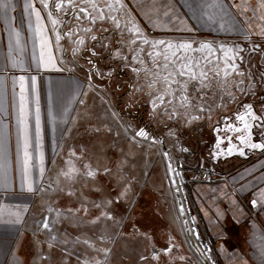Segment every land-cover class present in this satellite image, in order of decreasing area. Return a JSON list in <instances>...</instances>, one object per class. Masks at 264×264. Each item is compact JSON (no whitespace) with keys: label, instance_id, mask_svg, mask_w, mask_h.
<instances>
[{"label":"snow or ice","instance_id":"1","mask_svg":"<svg viewBox=\"0 0 264 264\" xmlns=\"http://www.w3.org/2000/svg\"><path fill=\"white\" fill-rule=\"evenodd\" d=\"M40 6L37 7L36 0H24L22 11L27 17V33H24L16 28L15 17L11 13L16 11V4L13 0H0V18H2L5 30L7 31V46L3 58H0V192H8L14 189L15 185V172L13 167V156L11 153V143L13 138V131L15 133L16 153L15 161L18 164L19 174V187L20 191H27L28 193L38 192L43 190V184H37V179H43L45 174V152H44V128L42 121V110L39 92V79L42 72H56L62 73L67 70L62 67V60L58 61L54 55L53 46L57 49L60 48L62 38H66L69 42L75 45L72 49L75 56L80 51H83L86 46L85 36L91 41L96 42L98 37L93 33V27L98 21H110L116 29L120 30L122 27L126 28L132 35L130 41L131 45L139 44L137 48H130L129 51L134 55L131 62L136 65L144 64L142 53H144V46H149L152 51L147 52V56L152 58V63L157 69L151 75L154 78L153 83L149 88H153L156 82H162L163 88L158 89L153 96L150 92V104L152 108L153 117L157 114V109H163V114L167 115L169 119L178 117L181 112L178 109L185 110L187 122L198 120V115H193L189 110H197L200 113L207 112L208 118H211L213 106L207 104L205 93L203 89L208 87V65L211 61V56L214 53H223L224 55V68L223 78L218 81L222 85H226L227 77L230 74L243 76L244 73L240 71L239 62L243 61L245 49L241 45L225 46L223 44L213 46L210 42H199L196 44L194 40L181 41L173 43L171 41L150 40L141 27L140 23L134 16H131L126 11L127 6L123 0H115L114 3H109L107 8L100 7L95 0H82L81 3H76V0H39ZM190 13L189 19L197 23L215 26L217 30L224 32L238 33L246 43L251 42L253 34L252 21H264V0H259L258 7L252 9L253 17L246 16L249 11L248 7L243 5H236L230 3L229 0H185L183 5ZM154 8H163L162 16L166 18L165 24H173L179 21L176 30L180 32L191 33L194 28L188 26L187 21L183 18L188 13L181 14L175 11V3L169 0L168 3L163 5H155V0L152 3L142 7L143 17L147 20L148 25L152 28L161 27L156 22L153 16ZM239 9L244 19H238L237 14L233 9ZM65 9L73 10L72 14L74 19L80 23L82 18L77 13L83 14V23L90 25L89 27H77L75 29L67 28L61 13L65 16L68 14ZM124 12L127 16V21L122 25L119 13ZM182 25V26H181ZM64 26L66 31L62 33L58 29ZM172 31V28H167ZM107 31V29H104ZM50 33L54 34L55 40L51 38ZM83 33V36L78 34ZM91 34V35H89ZM123 35V32H121ZM255 35L264 38V25H262ZM30 39V48L28 46ZM104 39H100V46L107 48L109 45L104 43ZM195 45V46H194ZM96 45L93 44L92 56H96ZM259 45L253 44L252 50H256ZM62 50V49H61ZM201 53V60H197L194 55L190 56L189 53ZM163 56V62L160 63L156 58ZM111 58L119 59L126 64L129 62L127 55H121L119 50L112 53ZM91 64L92 62L89 61ZM132 72L139 75L141 68L132 67ZM214 76L220 77L219 70V57L215 62H212V69ZM70 71V70H69ZM148 73V69H143ZM97 74L99 70H96ZM91 75V73H90ZM195 82V87L200 96L198 103H193L195 97L189 93V85ZM48 93V118L52 125L53 135L57 133L58 125H68L72 123L73 109L77 103H83V96L86 92L83 91L79 83H74L71 80H61L56 82L54 92L52 90L51 82ZM240 81L237 85L238 90L245 91L240 88ZM87 87L91 89L93 86L89 82ZM142 91L143 89H137ZM221 91H227L228 98L235 100V95L232 93L230 87H222ZM251 92V87L247 89ZM221 104L223 106L224 98L221 97ZM6 101V103H5ZM244 112L238 113L235 117L239 121V126L235 124H228L225 122L224 130L226 132H233L238 134L237 140L239 145L233 143L232 137H228V147L221 148L224 143L223 138H219L215 143V151L211 153L213 158L218 159L222 154L232 155L238 153L240 156L245 155V149L260 150L264 152V135H261L260 142H254L253 129L257 128L264 130V113L257 114L252 104H244ZM115 115V114H114ZM14 121V123H13ZM69 129L64 128L63 131L67 132ZM219 133L220 129H216ZM134 137H138L141 141L149 140L151 144H156L158 141L151 138L149 132L144 128L133 130ZM174 134V133H170ZM163 143L162 141H159ZM187 151V149H184ZM163 155L169 158L168 170L172 175V182L176 183L175 177L180 175L171 165V157L168 152ZM75 153L70 154V158L74 157ZM83 174L85 176L93 177L98 174L93 170L90 164L85 163L83 166ZM73 171L79 172L80 169H68L65 171V176H68ZM110 169H106L104 174ZM38 172V176H37ZM127 185L120 193L121 196L127 195ZM178 190V188H177ZM72 193L69 192L68 195ZM118 202V201H117ZM109 205L112 201H108ZM252 207H257L258 204L264 205V188L255 193V198L251 201ZM101 208V204L96 205ZM77 209L76 211H80ZM85 214L87 209H83ZM54 211L49 208V212ZM56 211L57 217L60 212ZM72 212L73 209H67ZM179 216L185 215V208L181 202L177 209ZM219 215V213H218ZM0 217H15L14 222H21V214L7 209L6 206L0 207ZM101 217L108 220H113L114 216L106 211H101L100 215L95 218L93 223H96ZM7 222V221H6ZM186 231H192L187 221H183ZM42 227L49 232L52 228L46 219L42 223ZM199 239L198 233H193ZM52 241H56L57 237L52 236ZM102 243L105 242L104 237H100ZM84 243L90 248H93L97 253H102L105 261L99 259L85 260L84 264H106V258L110 254V250L106 248H95L89 241L85 240ZM50 248L52 243L48 245ZM175 245L169 240V246L164 249L165 253H171ZM199 251V249H198ZM3 255L6 257L4 264H22V262L15 256L9 261L7 257L10 252L7 248L2 250ZM212 249L206 248L200 252V259L209 264L212 262ZM159 253H153V259H158ZM47 259V257H42ZM147 259V257H144ZM183 259V257H181ZM214 264V262H213ZM259 264H264V244L260 246Z\"/></svg>","mask_w":264,"mask_h":264},{"label":"crops","instance_id":"2","mask_svg":"<svg viewBox=\"0 0 264 264\" xmlns=\"http://www.w3.org/2000/svg\"><path fill=\"white\" fill-rule=\"evenodd\" d=\"M36 2L37 7H39V0H36ZM51 2L54 3L53 0H51ZM123 2L127 6L126 11L128 10L131 16H134L135 18L137 17L140 22L144 24L146 29H144L142 26L141 27L146 33V36H148L147 32H149L152 33V35L199 38L200 40H204L206 42L219 41L231 45L249 43L264 44V38L255 35V32L258 31L262 25H264V21H252L253 34L251 36V42L246 43L238 33L219 31L215 26L203 25L189 19L190 13H188V9L183 6L185 0H171V2L175 3L176 12L181 14L188 13L187 15H184L183 18L187 21L188 26L194 28V31L191 33L177 31L176 26L179 24V21H175L173 24H165L166 18L162 16L164 11L163 8H154L153 10V16L156 18L157 24L161 25V27L152 28L150 25H148L147 20L143 17L142 7L152 3V0H123ZM168 2L169 0H155V5H163ZM229 2L248 7L249 11L247 12L246 16L248 18H252V9H256L258 7L259 0H229ZM13 3H15L17 6L16 11L11 13V15L15 17V26L24 33L25 37H28V21L26 15L22 11L24 0H13ZM72 11L73 10H70L69 14L71 17H73ZM233 11L237 14L238 19L245 18L240 14L239 9L234 8ZM118 15L120 16V13ZM64 16L65 15H63V17ZM125 21L126 19H123L122 22L121 18L122 25L125 23ZM108 23L109 25L107 31H101L96 42L91 43L90 41L88 42V45L85 46V49L82 51V53L88 54L85 56V58L80 59V62H77L74 59L75 56L73 55L72 51V49L75 47L74 44L70 42L72 46L68 45L67 48H65L64 42L65 40L68 41L66 38L61 40V46L63 47V50H60V48L57 49L55 46H53L54 55L57 57L58 61L62 60L61 66L65 67L67 69L65 72H69L70 74L63 72H42L40 75L38 87L40 92L42 121L44 128L45 173L49 169L51 170V167L54 165L53 160L56 156L58 160L64 138L67 136L70 127H72L71 125L68 127L69 130L65 135V132L60 130L62 128H60V125H58L57 133L54 136L52 132V125L47 115L48 93L50 89L49 82H52L51 86L54 92V87L56 82L59 80V76L69 75L71 77V81L82 84V87L86 88H88L87 85L90 82L93 86L91 89L88 88L90 92L92 94L94 93L97 98L101 100V102H104L105 105L112 104V107L117 109L116 115L118 119H120L121 122L122 119H124L123 121H126L128 128L132 127L133 130H138L142 126L141 120H143V115L141 113V109L143 108L144 111H147V108L144 107L145 101L141 102L140 97L143 96L139 95L136 100H133L129 77L124 74L123 70L126 68L125 62L119 59L111 58L112 53L115 50H119L121 55H129V50L125 49V47L128 46L129 48L131 45L129 44L130 41L128 40V30L123 27L118 30L110 21H108ZM82 27H84V23ZM167 28H172L173 30L168 31ZM59 29H62V27ZM121 32H123V35H121ZM101 38H106L104 39V43L109 45V47L104 48L100 46L99 39ZM7 40V31L5 30L2 18H0V58H3L5 54ZM93 44H95L96 47L98 44V49L95 48V51L98 53L105 51L106 55L102 57L99 62H96L97 55H91ZM28 46L30 48V39ZM64 52H68V55L71 56L67 57ZM100 56L101 55H98V57ZM65 57L68 64L65 62ZM70 58H73L74 60H71ZM89 61L92 63L90 64ZM69 65H73L72 69H70ZM76 67L79 69L77 68L76 70H73V68L75 69ZM97 69L99 70V73L103 74L102 76L97 74ZM72 70L76 73L73 74ZM77 73L78 75H76ZM120 97L122 101L123 99H128L130 102L134 101L131 106V111H129V109L127 110V108H124L127 110V113H125L123 111L124 109L120 108V104H122V102L118 104ZM148 98L149 96L146 97V100ZM0 120H2V114H0ZM198 120V133L194 134L193 136L191 135L192 133H189V135H186L185 133V142L183 143L182 150L179 153L180 158L182 157L185 159L182 160L184 163L195 167L200 165L201 162L200 158L198 159V151L203 152L208 148V144L203 145L200 141L208 139L209 145H211L209 149L212 150L215 147L213 143L218 142L220 137L223 138L222 134L216 137H212L211 134L213 127L219 122L216 116H211L210 119L207 117ZM205 121L210 123L208 131L206 129L204 131L202 130V128H204L202 123ZM193 123L194 121L191 124ZM127 127H125L126 130ZM46 129L48 131V143H45ZM133 130L130 132L126 131V135L133 141L147 145V140L141 141L138 137H134ZM204 133H207V136H204ZM188 140L190 141L188 142ZM192 140H195L196 142H194V144H190ZM172 143L175 142H171L168 152L173 158V163L170 161L172 168L176 169L177 155L174 154ZM228 146L229 145L227 141L221 145V148L226 149ZM184 149H187V151H184ZM73 152L75 153L73 150L68 151L67 155H70ZM11 153L13 156V167L16 169L15 185L14 189H10L8 192H0V207L6 206L7 209L13 212H19L21 214V222L15 223V217H0V264H4L6 259L2 252V250L5 248H7L10 252V255L7 257L9 261H11L13 256H15L22 262V264H32L33 260L39 257L37 256L39 252L40 258L45 257V254L50 252V249L45 247L46 238H48L53 244L51 249H56L58 246L56 241L51 240V233L42 227V223L44 222L43 220L46 219V216L43 215V212H45L44 209L49 210L50 208V201L48 203L47 199L49 195L55 194V191L59 190V185L58 181H45L48 177L46 173L44 174L42 180L37 179L38 185L43 184V190L33 193H28L27 191L21 192L19 187L18 164L15 161L16 141L14 131L11 143ZM189 154H191V157H189ZM226 159L228 165H226L227 167L223 171L224 173H220L219 171L221 170H216L217 174H222L220 177L224 179L212 182L204 181L195 186L197 191L195 192L194 202L196 204L197 213L194 215V219L196 221L197 227H201V220L205 222L209 235L213 240L214 248L217 251L219 264H259L260 246L261 244H264V205L258 204V206L254 208L252 207L251 201L255 198V193L259 192L261 188H264V152H255V150L251 151L245 149L244 156H240L238 153H236L227 156ZM230 159L232 160L230 161ZM51 161L53 162L52 164H50ZM168 164L167 167L165 165L162 167L160 164L159 167H157V171L162 172L164 175L165 179H162V181H164L165 187H163V189L161 188L159 191L158 189L154 191V194L157 195L161 200V206L165 207L166 213L165 211L160 213L158 211V204L154 205V203H152L153 214L157 219H159V221H156L155 223V218L149 216V223L139 225V220L145 215L143 214L140 216L138 214L137 217H134V215L131 213L126 218L123 217L122 221L119 218L115 228L125 229L129 227L131 235L137 232H140V234L143 236L148 235V240L147 238H144V247L147 252L145 257L151 259L154 264H169L172 261L173 256H179L180 259L183 257V260L190 264H204L198 254V252H202L200 246L194 240L192 242V240L189 239L188 233L184 228L183 217L178 215L177 209L179 207V201L171 181V173L168 170ZM212 175L215 177L216 173H212ZM167 184L170 185V188L172 187V190L167 188ZM177 186L179 187L178 183ZM44 190L48 192L44 193ZM163 191H165V193H163ZM52 200L53 198L51 199V203ZM187 202L193 211L191 199L187 198ZM182 203L185 208L186 205L183 197ZM45 204L47 205L46 208ZM37 205L41 214L35 218H32L33 211ZM82 205L85 204L82 203ZM51 208L55 209L53 211V218L50 220L53 221L56 220V218H59L60 223L64 222V225H66V227L68 226L69 228V221H71L70 216H65L63 214L65 211L59 209L58 207H54V205ZM55 210L60 212L59 217H57ZM72 212L75 214L76 219L78 220V225L82 224L80 228L83 229L82 234L85 235L87 229L86 227H88L89 224L87 222L88 220L86 216H77L74 209ZM168 213L169 217H166V214ZM185 214L187 218L186 209ZM71 216L74 215L72 214ZM170 216H172V218H170ZM41 227L43 229H41ZM65 229L67 230V228ZM189 232L191 235H193L192 231ZM170 238L175 247L171 253H165L164 249L169 246ZM66 248L69 250V247ZM32 251L34 254H32ZM154 252L159 253L158 259H153ZM48 258H50V255Z\"/></svg>","mask_w":264,"mask_h":264},{"label":"rangeland","instance_id":"3","mask_svg":"<svg viewBox=\"0 0 264 264\" xmlns=\"http://www.w3.org/2000/svg\"><path fill=\"white\" fill-rule=\"evenodd\" d=\"M53 1L55 2V0ZM81 2L82 0H76V3ZM100 2L99 0L98 3L103 5V2ZM64 11L68 14L63 17L64 14L61 13V16L67 28L75 29L83 25V16L81 13H77L82 18L81 22L78 23L74 18L69 16V9H65ZM108 25V21H98L94 26H91L93 27V33L91 34H95L99 37L100 32L107 29ZM89 26L90 25L84 23V27ZM61 27L62 29L58 30L63 33L66 28L64 26ZM50 35L54 41V34L50 33ZM80 36H83V33H80ZM85 39L86 45H88V42L91 40L87 36H85ZM64 43L65 48H67L68 45L72 46V44L66 40ZM91 43H93V41H91ZM98 44L97 47H95L96 49H98ZM251 44L253 43L239 45L247 47ZM256 45L264 47V44ZM61 49L63 50V47L60 44V50ZM262 50L264 53V48ZM245 52L246 49L244 53ZM244 53H242V55L246 60L249 56L244 55ZM64 54L67 57L71 56L68 55V52H64ZM87 54L88 53H82V51H80L75 55L74 59L80 62V59L85 58ZM98 55L101 56L98 57ZM105 55V51L100 53L97 52L96 62H99ZM64 59L66 62V57ZM74 59L72 58L71 60ZM252 60L253 58H251V63H257V66L260 65V62L262 63L261 60L257 62H252ZM243 63H241L240 66H242ZM127 64L130 66L135 65L132 62H128ZM72 66L73 65H69L70 69H72ZM77 68L78 67L75 69L73 68V70ZM63 73L70 74L65 71ZM74 73L76 72L73 71V74ZM76 75H78V73ZM61 80H71V77L69 75L59 76L58 81ZM80 85L82 86V84ZM82 88L83 91L86 92V95L82 98L83 103H77L75 105L71 117L72 123L69 125H60V128H62L60 130L64 128L68 129L70 125L72 127H70L67 136L64 138L58 160L56 156L53 160L54 165L51 167V170L49 169L46 172L48 177L45 180L50 182L51 180L53 182L58 181L59 185V190H56L55 194L49 195L47 199L48 203L50 201L49 207L54 205V207L62 209L65 211L63 214L65 216L69 215L71 221H69L68 228V226L66 227V225H64V222L60 223L59 218L53 221L50 220L53 218V211L49 212V210L46 209H44L45 212L42 211L52 228V232H50L51 235L57 237L56 242L58 249H51L48 246L51 241L46 238L45 247L50 249V252L45 254L47 259L40 258L39 252L37 254L39 257L33 260L32 264H84L85 260L93 259L105 261L103 254L97 253L93 248L86 245L84 243L85 240L89 241L95 248H106L110 250V254L106 258V264H154L148 257L144 259L147 255L144 247V238L148 240V235L143 236L140 232L131 235L129 227L119 229L115 228V225H117L119 218L122 221L123 217L126 218L131 213L134 217H137L138 214L140 216L143 214L145 215L139 220V225L149 223V216L155 218V223L159 221L153 214L152 203H154V205L158 204V211L160 213L165 211V207L161 206L160 198L154 194L156 189L159 191L161 188L163 189V187H165V183L162 181V179H165L164 175L162 172L157 171V166L155 169L152 168L153 162L151 158L145 155L148 154L147 147L133 141L126 135L125 130H123L122 133L120 130L122 124L116 115L117 109L112 107V104L105 105L104 102H101V100L98 99L94 93L92 94L88 88ZM144 93L142 94L144 95ZM66 133L67 132H65V135ZM45 136V143H48L47 129ZM71 149L75 151L76 154L74 157L70 158L67 152L72 151ZM52 163L51 161L50 164ZM85 163L90 164L91 168L98 172L95 178L83 174L82 166ZM68 169H80V171H73L68 176H65V171ZM106 169H110V171L104 174ZM127 185H130V187L127 188V195L121 196V191L125 189ZM47 192L48 191L44 190V193ZM69 192L72 194L68 195ZM163 193H165V191H163ZM50 196L53 198V204L51 203L52 198ZM110 200L112 203L109 205L108 201ZM82 203L85 205H82ZM98 203L102 205L101 208L96 207ZM46 207L47 205L45 204V208ZM69 208L74 209L77 216H86L89 224L88 227H86L85 235L82 234L83 229L80 228L82 224L78 225L75 214L67 211ZM84 208L87 209L86 214L83 210ZM77 209L81 210L76 211ZM102 210L112 214L114 219L108 220L101 217L96 223H93ZM40 214L41 212L37 205L33 211L32 218ZM72 214L74 216H71ZM166 217H169V213L166 214ZM170 218H172V216H170ZM65 228H67V230ZM41 229L43 228L41 227ZM101 236L104 237V243L100 240ZM66 247H69V250ZM32 254H34L33 251ZM49 255L50 258H48ZM169 264L190 263L180 259L179 256H173Z\"/></svg>","mask_w":264,"mask_h":264},{"label":"flooded vegetation","instance_id":"4","mask_svg":"<svg viewBox=\"0 0 264 264\" xmlns=\"http://www.w3.org/2000/svg\"><path fill=\"white\" fill-rule=\"evenodd\" d=\"M110 2L114 3L115 0H110ZM96 3L99 5L98 1ZM99 6L101 7V5H99ZM127 12H128V10H127ZM82 16H83V14H82ZM124 16L125 17L123 19H126V21H127V16L125 15V13H124ZM72 18H74V17H72ZM136 19L140 22V20L137 17H136ZM140 24L144 29H146L144 27L143 23L140 22ZM81 27H82V25H81ZM147 33H148L147 37L150 40L163 39L166 41H171L173 43H179L181 41H186V40H194L196 42V44H198L199 42H205L204 40H200L199 38H190V37L181 38V37H174V36H160V35H152V33H149V32H147ZM145 35H146V33H145ZM151 36H155V37H151ZM210 43H212L214 47L217 45H220V44H223L225 46H231V44H227V43H223V42H219V41L210 42ZM252 45L253 44L248 45L247 47L244 46V49H246V52L244 53V55H247L249 57L246 60H245V57H243V61L239 62L240 71H242L244 73V75L243 76H237L235 74H230L227 77L226 85H222L221 83H218V81L223 78V68H224V55H223V53H214L211 56V61L208 65V87H205L203 89V92L205 93V98H206L207 104L213 106L211 116H214V117L216 116L219 120V122L217 124H215V126L212 129V133H211L212 137L220 136V134H222V136L226 135V131L224 130L225 122H227L230 125L234 124L233 121L236 120L235 119L236 115L238 113H242L245 111V109L243 108V105L244 104H250L252 101L251 99H253V98L255 100H258L260 98V96H262L264 93L261 89L262 85H257V84H252L250 86H245V84H242V85L240 84L239 85L240 88L245 90L243 92L238 90V87L237 88L233 87L235 85V82L237 79L246 78V80H247L246 75H247V73H249V70L247 67L250 66V64H251V58H253L252 62H255V61L257 62V61L261 60L262 61V68L264 69V62H263L264 53L262 50L264 47H261V45H259V47L253 51ZM135 47H139V44H137L136 46H133V45L131 46V48H135ZM126 48H128V46ZM144 49H145V51H144V53H142V57L144 59V64H142V65H136L135 64L132 66L125 64L126 68H124L123 70H124V74H126L129 77V83L131 84L130 88H132L131 91H132L133 100H136L140 95V96H143V97H140L141 102L145 101L144 107L147 108V111H144L143 108L141 109V113L143 115V120H141V124H142L141 128H144L146 131H148L150 137L154 138L158 141L156 144H151L149 140L146 141L147 145H144L142 143V145L147 147L149 155L148 154H145V155L147 157L151 158V160L153 162L152 168L155 169L156 166L159 167V164L162 167L164 165L167 167V164L169 163V158L166 157L165 155H163V153L168 152V148H169L171 142H175V143H172V149L174 151V154L177 155L176 156V160H177L176 163H178V159H179L178 155L182 150L183 143L185 142V133H186V135H189V133H192L191 134L192 136L194 134H197L198 133L197 124H198L199 120H192L190 123H188L187 119H186V115H185V110H183V109H178L181 112L180 116L169 119L167 115L163 114V109L158 108L156 116L153 117L152 108H151V104H150V92L154 96L156 90L163 88V84H162V82L158 81L155 83L153 88H151V89L149 88V85L153 83V79H154L152 77L151 73L155 72L157 69L154 67V65L152 63V58L147 56V52L152 51V49L147 45L144 46ZM188 55H190V56L194 55L197 60H201V56H202V54L198 53V52L197 53H189ZM217 56L219 57V70L221 72L220 77L214 76L213 71L211 70L212 69V62L216 61ZM156 59L160 63L163 62V56L158 57ZM129 62H131L130 58H129ZM201 63H203L202 60H201ZM241 63H243L242 66H240ZM132 67L141 68L139 75L132 72V70H131ZM145 68L149 70L148 73H145V71H143V69H145ZM229 82H231V83L229 84ZM222 87H230L232 93H234V95H235V100L229 99L227 91H221ZM250 87L252 89L251 92L247 91V89H249ZM141 88L143 89L142 91L137 90V89H141ZM146 92H148V93H146ZM142 93H144V95ZM189 93L192 97H195V99L193 100L194 104L198 103L200 101V96L196 90L195 82H193L192 84L189 85ZM147 96H149V98L146 100ZM221 97L224 98L223 106H217V105L221 104V99H220ZM118 101H119L118 104L122 102V104H120V108H123V109L127 108V110L129 109V111H131V109H132L131 106H132L134 101L130 102L128 99H123V101H122L121 97ZM239 101H243L244 104L241 106L239 105V108L237 109L234 116L230 115V116H226V117H223V116L219 117V111H220L219 108H226L227 105H230L231 103H232L231 106H234ZM218 109H219V111H218ZM127 110L124 109L123 111L125 113H127ZM189 111L193 115H198L200 117V119L208 117L207 112L200 113L197 110H189ZM125 113H124V115H125ZM123 120L124 119H122V122H123V124H122L121 120L119 119V121L122 124L121 129H120V130H122V133H123V130H125V133H127L126 131L130 132L131 130H133L132 127H130L131 129L128 128L127 127L128 124L126 123V121L124 122ZM193 121H194V123L191 124ZM237 122L239 123V121H237ZM125 127H127V130ZM217 128L220 129L219 133H217V131H216ZM170 133H174V134H170ZM237 135L238 134H235V137L233 136L232 138L236 139ZM261 135H264V130H260L257 128L253 129V137H254L255 142H260ZM159 141H162L163 143H160ZM189 141L190 140H188V142ZM236 141L237 142L233 141V143L234 144L237 143L236 145H239V141L237 139H236ZM194 142H195V140H192L190 142V144H192V143L194 144ZM213 144L215 146V143H213ZM214 151H215V147L211 150V152H214ZM255 152H260V150H255ZM169 156L171 157V162L173 163V161H172L173 158L170 155V153H169ZM227 156H230V155L222 154L217 160L224 159ZM167 159H168V161H167ZM231 160L232 159H230V161ZM178 165L179 164H177V168L175 170L177 172H179L180 175H182L184 172V168H179L180 166H178ZM199 166L200 165H198L197 167H199ZM216 166L217 165L212 164L211 167H209L208 169H214L215 170ZM215 173H216L215 177H213V175L211 176L212 179L219 178L220 175H222L219 173L217 174V172H215ZM168 175H169V173H168ZM180 175L177 176L178 180L180 178ZM183 176H184V174H183ZM169 179H170V177H169ZM167 188L169 190H172V187L170 188L169 184H167Z\"/></svg>","mask_w":264,"mask_h":264},{"label":"water","instance_id":"5","mask_svg":"<svg viewBox=\"0 0 264 264\" xmlns=\"http://www.w3.org/2000/svg\"><path fill=\"white\" fill-rule=\"evenodd\" d=\"M99 1V0H98ZM95 2H97L95 0ZM103 2V5H101V7L107 8V5L110 2V0H101L100 3ZM124 13L121 12L120 13V18H122V22H123V18H124ZM126 22V21H125ZM128 37H129V41H131L132 39V35L131 33L128 32ZM131 44V43H129ZM132 45L129 46V48L127 49L125 47L126 50H129L131 48ZM136 46V45H133ZM137 48V47H135ZM126 55V54H125ZM134 55L133 52H129V55H127L130 59L132 58V56ZM249 70V73H247L246 78H242V79H237L235 82V85L233 86L234 88H237V85L239 84L240 81H243V84L245 83V86H250L252 84H257V85H262L261 89L264 92V69L262 68V63L260 62V65L257 66V63H251L250 66L247 67ZM231 82H229L230 84ZM242 85V84H241ZM251 103L253 105V109L254 111L259 115L262 114L264 112V93L262 96H260V98L258 100H255L254 98L251 99ZM232 104V103H231ZM227 105L226 108H219L220 112H219V117L223 116H234L237 109L239 108V105H243L244 102L243 101H239L237 102L234 106ZM235 125H239V123L237 122V120L233 121ZM204 125V128H202V130L204 131L205 129L208 131L209 130V122L205 121L202 123ZM236 133L233 132H226V135H223V139L224 142L226 143L228 141V137H235ZM204 136H207V133H204ZM237 139V138H236ZM236 139L233 138L234 142H237ZM196 142V141H195ZM203 145L208 144V148L205 149L203 152H199L197 153L198 155V159L200 158L201 162H200V166L199 167H195V166H191L189 164L184 163L182 160H185L180 158V154L178 155L179 159H178V166H180L179 168H184V176L183 174L180 175V178L178 180L177 176L175 177L176 183H173V187L174 190L176 192V196L178 197V201H179V205L182 202V197L185 201V209L187 212V218H186V214L183 217L184 221H187L188 225L191 227L192 229V233H198L199 234V239H197L196 235H191L189 231H187L188 233V237L190 240H193L198 243V245L200 246L201 250L204 251V249L206 248H211L212 249V262H209L211 264H219L218 262V255H217V251L214 248V243L212 238L209 235V232L206 228L205 222L201 220L200 224L201 227H197L196 221L194 219V215L197 213L196 212V204L194 202V196H195V192L196 190V185L207 181V182H212V181H219L222 180L224 178L220 177L217 179H212V173H215L216 170H221L219 171L220 173H224L223 171L225 170V168L227 167L226 165H228L227 163V159H220L217 160L216 158H213V156L211 155L212 152H210L211 150L209 149L211 145H209V141L208 139L200 141ZM191 157V154H189ZM212 164L217 165L215 170L214 169H208L209 167H211ZM171 173V172H170ZM172 173H171V181H172ZM177 183L179 185V187L177 186ZM178 188V190H177ZM181 193H180V191ZM187 198H190L192 201V206H193V211L191 210V208L189 207V204L187 202ZM194 238V239H193ZM199 257H200V253L198 252ZM202 261V260H201ZM204 264L205 262L202 261Z\"/></svg>","mask_w":264,"mask_h":264}]
</instances>
